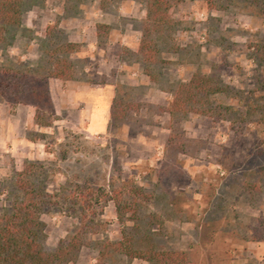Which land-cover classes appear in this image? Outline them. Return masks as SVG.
<instances>
[{"label":"rangeland","instance_id":"1","mask_svg":"<svg viewBox=\"0 0 264 264\" xmlns=\"http://www.w3.org/2000/svg\"><path fill=\"white\" fill-rule=\"evenodd\" d=\"M131 1L147 16L143 0H24L21 27L11 45L0 46V63L37 65L44 58V41L52 49L70 42V29L87 31L89 26L98 33L94 48L82 54L84 44L70 42L76 45L68 55L76 66L72 80L90 78L105 85L111 113L107 131L91 135L70 110V88L55 87L59 110L53 126L34 122L24 134L16 121L19 141H36L13 148L6 140L7 114L20 105L1 103L0 159L5 155L7 165L0 172V212L11 203L7 191L14 171L26 160H38L52 169L50 192L80 185L112 195L123 182L142 189L124 193L123 221L113 201H94L102 224L99 233L86 236L88 245L77 264H97V242L120 240L124 226H135L138 238L160 248L187 252L189 264H264V237L255 240L264 219V125L257 117H244L245 97L261 93L264 80L257 52L264 44V0H176L173 40L159 43L156 62L139 52L146 16L139 18ZM120 24L138 31V50L126 49L128 37L110 42ZM124 62L137 63L141 72L132 76ZM195 73L214 76L228 87L210 99L230 107L227 116L190 112L172 118L166 111L178 85ZM129 76L137 81L146 76L150 84H133ZM43 220L50 248L80 225L70 212L56 211ZM109 263L149 264L124 255H114Z\"/></svg>","mask_w":264,"mask_h":264},{"label":"trees","instance_id":"2","mask_svg":"<svg viewBox=\"0 0 264 264\" xmlns=\"http://www.w3.org/2000/svg\"><path fill=\"white\" fill-rule=\"evenodd\" d=\"M143 1L146 3L147 16L139 52L146 61L156 62L161 52L159 43H170L173 40L172 9L176 0ZM24 8V0H0V46L5 48L13 43L22 24ZM215 8H221V5ZM49 35L52 38L56 36L54 31ZM43 47L44 58L37 65L20 60L13 64L0 63V104L8 102L12 107L32 106L35 108V124L52 127L57 115L50 81L55 78L63 81L75 78L76 66L68 55L76 45L68 42L51 49L47 41H44ZM257 50L260 60L264 62V44L259 45ZM147 74L155 80L151 71H147ZM85 81L90 84L99 83L90 78ZM227 88L214 76L195 73L188 82L178 85L166 111L172 118L178 114L194 112L221 119L232 109L215 105L210 99L213 95L226 92ZM259 91L261 93H251L245 97L244 117H257L258 122L264 125V80L259 83ZM114 118L115 112L112 111ZM29 139L36 141L35 138ZM51 172L47 163L38 160H26L20 170L14 171L11 189L7 191L11 203L0 212V264H77L82 248L88 245L86 236L88 233H99L102 224L98 220L97 211L93 209L94 201H113L118 218L123 221L127 211L123 208L126 204L124 193L142 190L130 182H123L121 188L114 190L112 195L103 192L101 188L94 190L80 185H60L59 190L50 192L48 178ZM67 191H70L69 195ZM56 211L70 212V216L80 219V225L72 236L60 239L54 248H50L47 245V225L43 216ZM261 227V233L255 240L264 237V219ZM97 245V264H110L109 259L114 255L142 259L149 264H189L187 252L166 250L156 243L140 239L135 226H124L120 240L104 239L97 242Z\"/></svg>","mask_w":264,"mask_h":264},{"label":"crops","instance_id":"3","mask_svg":"<svg viewBox=\"0 0 264 264\" xmlns=\"http://www.w3.org/2000/svg\"><path fill=\"white\" fill-rule=\"evenodd\" d=\"M132 10L134 13H139L138 17L143 18L146 16V11L144 9L138 8L136 3L131 1ZM121 16H125L121 13ZM76 20V19H75ZM86 30L70 29V42H81L83 43L82 54L88 53L89 48H94L98 33L91 27H87ZM139 34L138 31H132L128 26L119 25L110 33V42H113L117 37L122 40H126L128 37V42L124 43L126 49L129 51H136L139 48V41L136 35ZM125 37V38H124ZM117 40V39H116ZM115 40V41H116ZM92 42V43H91ZM100 49V48H99ZM124 67L131 69L132 76L140 73L141 69L137 63L129 64L124 62ZM133 84L136 85H149L150 81L148 77L142 76L141 81H137V78L129 76ZM136 79V80H135ZM70 84V85H69ZM55 87H60L64 92L69 91L70 88V110L78 114V123L82 126L83 130L91 135L100 134L107 131L110 113H111V99L108 97L107 87L103 84H90L88 82L80 80H70L67 83L61 79H52L50 82L51 95L54 100L56 110H59V105L55 100ZM113 96V95H112ZM26 106H18L15 108L14 112L7 114V141L13 142V148H17L18 144H24L30 147L31 144L35 142L23 139L22 142L19 141V137L16 136L18 133L16 121L22 123L19 124L23 128V133L25 134L29 125L35 126L34 124V113L32 107L31 109H25ZM4 109L1 108L0 104V120L5 117ZM31 112V113H30ZM76 122V127L79 126ZM0 159V172L4 169L3 166L7 165L5 162V155H1ZM83 252V249L80 253Z\"/></svg>","mask_w":264,"mask_h":264}]
</instances>
